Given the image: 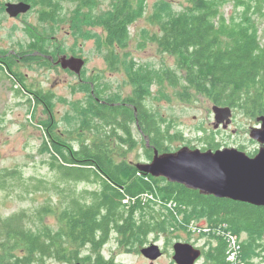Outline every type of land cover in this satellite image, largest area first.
<instances>
[{"label": "trees", "instance_id": "trees-1", "mask_svg": "<svg viewBox=\"0 0 264 264\" xmlns=\"http://www.w3.org/2000/svg\"><path fill=\"white\" fill-rule=\"evenodd\" d=\"M127 2L116 5L100 23L109 45L126 41L130 26L143 14V1L138 8ZM226 2L239 9L233 17L222 12ZM263 9L264 0H189L184 11L171 12L160 25L155 42L175 59L176 70L158 72L159 84L180 88L184 94L178 96L185 102L195 93L248 119L264 116V40L256 20L264 18ZM159 10L160 3L155 13ZM35 46L30 45V53ZM40 53L54 56L47 50ZM133 73L136 89L121 103L107 99L105 89L98 85L88 87L91 123L86 130L95 132L92 141H82L75 148L62 140L64 136L58 138L51 126L44 129L49 166L64 185H53L60 205H44L34 214L0 215V264H91V255H83V251L98 253L115 233L123 246L134 242L143 246L150 234H170L175 227L185 230V224L201 217L214 230L207 234L213 241L205 253L211 263L255 264L256 251L264 253V207L204 196L163 177L143 174L135 164L123 160L137 146L134 131L144 139L148 161L153 150L170 153L165 144L172 140L169 127L164 131V121L147 104L152 98L148 72L142 67ZM38 94L30 100L37 104L50 100ZM211 148L215 151L219 146ZM22 179L19 171H1L0 187L11 191L18 184L23 188ZM36 182L32 190L46 186ZM80 182L96 188L78 192L74 185ZM49 214L55 216L56 227L43 223ZM222 232L239 238L236 263L227 261L228 243Z\"/></svg>", "mask_w": 264, "mask_h": 264}, {"label": "rangeland", "instance_id": "rangeland-1", "mask_svg": "<svg viewBox=\"0 0 264 264\" xmlns=\"http://www.w3.org/2000/svg\"><path fill=\"white\" fill-rule=\"evenodd\" d=\"M13 1L0 0V54L14 57L10 60V69L15 67L17 77L11 78L5 69L0 70V172L19 171L23 177V188L18 184H13L11 191L0 187L2 217L21 211L34 214L44 205L59 207L61 198L54 192L53 185L60 188L64 185L58 173L49 166L51 158L46 148H43L46 146L44 129L51 126L58 138L64 136L62 140L75 148H79L82 141H92L95 132L86 130L91 123L88 111L90 101L87 104L88 87L90 89L91 85H98L105 89L107 99L121 103L131 98L136 89L133 69L143 67L148 72L152 98L147 100V104L164 121V131L169 127L172 140L167 141L165 146L170 153L183 147L212 150L211 147L219 146L218 149L234 148L247 154L258 150L260 145L249 138L251 129L257 126L255 119H248L232 110L230 127L227 130L214 129V104L209 99L191 93V100L185 102L178 96L184 94L180 88L167 83L159 84L156 79L158 72L176 70L175 59L164 54L155 42L160 25L169 19L171 12L184 11L189 0H128L127 3L134 8H138L139 1H143V14L130 26L126 41L119 46L108 44L105 29L100 23L123 0H34L32 10L28 13L10 18L6 13V5ZM159 3L162 10L155 13V6ZM222 5V12L227 17H233L239 11L231 2ZM256 20L264 40V18L256 17ZM32 43L44 45V49L52 54L59 52L62 59L81 56L86 60L81 75L77 76L63 68L55 73L41 58L28 57L16 65L17 55L29 53L32 56L33 52L27 51ZM22 79V85L29 86L37 94H21L22 86H17V83ZM38 93L50 100L41 104L31 101L32 95ZM134 134L137 146L123 160L135 165L147 163L144 139L135 131ZM36 181L43 182L47 187L39 191L32 190L31 187L37 185ZM74 186L78 192L96 188V185L81 182ZM203 220L205 218L201 217L191 222L196 233L200 231L199 226L202 229ZM43 223L52 227L57 225L53 214L47 215ZM188 224H185V230L175 227L176 230H171L173 232L170 234H151L147 243L157 240L160 244L165 243L168 250L178 241H187L198 247L203 246L204 241L212 243L207 233L190 238L186 231ZM244 238L242 235L241 240ZM121 243L114 234L101 250L106 261L115 264H147L139 254L142 246L137 242L128 247ZM256 252L258 255L254 262L260 264L264 255L261 250ZM82 254H89L92 259L96 257L90 250H84ZM168 257L158 264H170ZM43 264L73 263L47 261ZM196 264L213 263L204 255Z\"/></svg>", "mask_w": 264, "mask_h": 264}, {"label": "water", "instance_id": "water-1", "mask_svg": "<svg viewBox=\"0 0 264 264\" xmlns=\"http://www.w3.org/2000/svg\"><path fill=\"white\" fill-rule=\"evenodd\" d=\"M30 10L31 5L24 2L6 5V13L10 18L24 15ZM84 65L82 58L61 60V67L64 70L70 69L77 76ZM212 113L214 129L227 130L230 127L231 108L214 105ZM256 122L257 126L251 129L249 138L261 146L253 157L234 148L202 152L183 147L172 153L159 154L157 150H153L152 160L137 164L136 168L143 174L163 177L168 182L184 185L204 196L264 207V116L257 117ZM140 252L152 260L161 255L158 245L143 248ZM173 254L176 264H195L201 257L200 250L181 242L173 245Z\"/></svg>", "mask_w": 264, "mask_h": 264}, {"label": "flooded vegetation", "instance_id": "flooded-vegetation-1", "mask_svg": "<svg viewBox=\"0 0 264 264\" xmlns=\"http://www.w3.org/2000/svg\"><path fill=\"white\" fill-rule=\"evenodd\" d=\"M31 2L32 1H34V0H30ZM14 3H19V2H23V0H14L13 1ZM24 3H27V2H24ZM27 4H30V3H27ZM31 10H32V4H31ZM45 47H44V45H41V44H39L37 47H33L32 48V52H33V54H32V57H35V58H41V61L42 62H44V63H46L47 64V66H49V69L50 70H52L53 72H55V73H57L58 71H60L61 70V60H62V56H61V54L59 53V52H57V53H55L54 54V56L52 57V56H50V54L49 55H45V54H41L40 52L41 51H45V49H44ZM27 51H30V50H27ZM48 53H50V51L48 52ZM31 56V54H29V53H24L23 55H17L16 57V65H19L20 64V62L21 61H23V59H25V58H28V57H30ZM73 57H75V58H82L81 56H73ZM11 58H14V57H12L11 56V54H0V70L3 68V69H5V73L7 74V76H9V77H11V78H17L16 77V75H15V67H11V69H10V60H11ZM84 61H85V64H86V60L84 59V58H82ZM6 69H10L9 71L10 72H8ZM66 70H69V71H71L70 69H66ZM72 72V71H71ZM81 72H82V69H81ZM81 72H80V75H81ZM79 75V76H80ZM16 81V80H15ZM24 81H23V79H22V81H18V83H17V86H22L21 88H22V93L21 94H26L27 96L29 95V94H32L31 92H33V94H37L36 93V91H32V89H30V87L29 86H27V85H25V86H23L22 85V83H23ZM35 92V93H34ZM34 96H36V95H34ZM255 142V141H254ZM257 143V142H256ZM258 145H260V144H258ZM261 146V145H260ZM260 146H259V148H260ZM258 148V149H259ZM258 152V150L255 152V153H250L251 155H248L247 153V155L248 156H250V157H253V156H255V154ZM160 154V153H159ZM152 160V159H151ZM150 160V161H151ZM150 161H148V162H150ZM147 162V163H148ZM230 201V200H229ZM244 204V203H243ZM202 224H203V226H202V229H201V227L199 226V228H200V231L198 232V233H196V232H190V231H187V235L190 237V238H192V237H199V236H201L202 234H212L213 232H214V230L209 226V225H207V222H206V220H203L202 221ZM223 227H225V226H223ZM214 229H215V231H217L216 229H218L217 227H215L214 226ZM203 231V232H202ZM116 234V233H115ZM117 235V234H116ZM151 235V234H150ZM149 235V236H150ZM149 236H148V238H149ZM112 237H114V234L113 235H111L110 236V239H109V241L110 240H112ZM118 237V236H117ZM148 238H147V241L145 242V245H143L141 248H140V250H139V254L142 256V258L145 260V262L147 263V264H158V262L159 261H161V260H163L165 257H168V259L170 260V264H176L174 261H173V251H172V249H173V246H170L171 247V250H168V249H166V247H165V243L164 244H160L157 240L156 241H153L152 240V242H150L149 241V243H147L148 242ZM168 240V239H167ZM178 242H181V243H187V244H190V243H188L187 241H178ZM168 244V243H167ZM151 245H158L159 246V248H160V251H161V255H160V257H158L157 259H155V260H152V259H150V258H147V257H145V256H143L142 254H141V250L143 249V248H147V247H150ZM171 245V244H170ZM194 248H196V249H198V250H200L201 251V257L200 258H202V257H204V255H205V252L209 249V247H210V241H208V242H206V241H204V244H203V246H201V247H198V246H196L195 244H191ZM104 247V246H103ZM102 247V248H103ZM102 248H101V250H102ZM101 250L98 252V253H95V255H96V257L94 258V259H92V256H91V264H115L113 261H106L105 259H104V257L101 255ZM262 255H264V253H262ZM101 260H103V263H102V261ZM98 261H101V262H98ZM198 262V261H197ZM196 264V263H195Z\"/></svg>", "mask_w": 264, "mask_h": 264}, {"label": "built area", "instance_id": "built-area-1", "mask_svg": "<svg viewBox=\"0 0 264 264\" xmlns=\"http://www.w3.org/2000/svg\"><path fill=\"white\" fill-rule=\"evenodd\" d=\"M193 223H190L187 225V231L190 232H195V228L192 226ZM199 232V231H198ZM223 236L226 237V241H227V261L231 262V263H236L238 262L237 260V255L239 253V239L235 236V235H231L229 232H222ZM219 235V234H218Z\"/></svg>", "mask_w": 264, "mask_h": 264}]
</instances>
